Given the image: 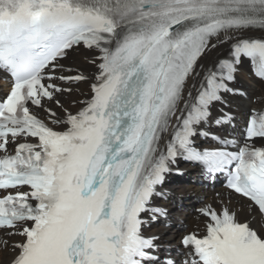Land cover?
I'll list each match as a JSON object with an SVG mask.
<instances>
[{
    "label": "snow or ice",
    "instance_id": "snow-or-ice-1",
    "mask_svg": "<svg viewBox=\"0 0 264 264\" xmlns=\"http://www.w3.org/2000/svg\"><path fill=\"white\" fill-rule=\"evenodd\" d=\"M254 30L264 0H0V264H264ZM246 59L259 93L236 86ZM237 115L229 151L211 129ZM181 158L227 172L229 195L170 239L146 225L169 216L153 201Z\"/></svg>",
    "mask_w": 264,
    "mask_h": 264
},
{
    "label": "bare ground",
    "instance_id": "bare-ground-1",
    "mask_svg": "<svg viewBox=\"0 0 264 264\" xmlns=\"http://www.w3.org/2000/svg\"><path fill=\"white\" fill-rule=\"evenodd\" d=\"M79 59H80V53L78 52V53H75L71 58H69L67 60V63L74 64ZM238 79H239V82L242 83V87L244 89H247L250 93H259V92H261L262 83L256 82L253 79L249 78L247 76V74H246V71H245V68H244L243 65H242V72L238 76ZM81 88L84 90V92L86 91L84 85H81ZM75 95L77 96V93H75ZM233 101H234L235 105L243 103L242 101H238V100H233ZM168 189L171 190L174 193L175 196L180 197L182 199L184 197H187L190 192H194L195 194L206 195L208 197L209 203H213V202L219 203V198L215 199L213 197V195L211 193H209V192L201 193L199 188L191 186V185L180 186V187H177L175 185H169ZM220 194L223 195L225 198H227L228 195H229V193L227 194V192H225V191H222ZM233 203L236 205L237 210H240V207H241L240 201L239 200H234ZM194 207L195 208L198 207L196 205V203L194 202V200L188 199L185 202H182L181 209H179V210L173 209V212L171 214V218H173L174 221L176 219L185 220L186 223L189 224L191 222V219H192V216L189 214V212L191 210H193ZM193 222H194V220H193ZM161 232L167 233L168 237L170 239L173 238L176 235V233H177V231L175 229H161V228H159V229H156L154 231V233H161ZM1 255H3V254L1 253Z\"/></svg>",
    "mask_w": 264,
    "mask_h": 264
}]
</instances>
